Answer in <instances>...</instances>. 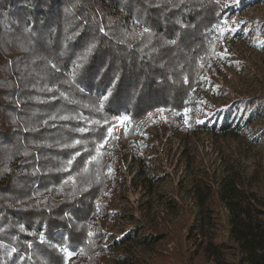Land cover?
<instances>
[{
    "label": "trees",
    "instance_id": "16d2710c",
    "mask_svg": "<svg viewBox=\"0 0 264 264\" xmlns=\"http://www.w3.org/2000/svg\"><path fill=\"white\" fill-rule=\"evenodd\" d=\"M230 8L229 0H0V264H66L67 250L71 264L104 263L98 216L109 213L106 199L133 156L114 139L104 146L109 132L123 115L134 125L161 110L172 114L164 132L208 130L194 120L197 93ZM250 101L263 105L264 92ZM188 108L185 127L177 115ZM260 183L234 164L220 180L208 172L194 180L197 212L177 233L191 260L264 264ZM217 205L228 212L221 241Z\"/></svg>",
    "mask_w": 264,
    "mask_h": 264
},
{
    "label": "rangeland",
    "instance_id": "374dc122",
    "mask_svg": "<svg viewBox=\"0 0 264 264\" xmlns=\"http://www.w3.org/2000/svg\"><path fill=\"white\" fill-rule=\"evenodd\" d=\"M229 2L217 59L197 93L194 120L208 130L188 129L189 136L164 132L159 127L172 114L156 111L134 125L123 115L109 132L104 146L114 139L133 156L121 164L115 198L106 199L109 213L98 216L109 246L103 264H205L189 258L177 235L197 212L192 187L205 172L217 181L229 164L238 165L248 177L260 175L264 193V104L250 101L264 92V0ZM190 113L188 108L177 115L185 127ZM227 122L241 126V133L225 134ZM216 208L221 241L228 236V212ZM66 256V264L76 259L70 250Z\"/></svg>",
    "mask_w": 264,
    "mask_h": 264
},
{
    "label": "snow or ice",
    "instance_id": "6c2138e0",
    "mask_svg": "<svg viewBox=\"0 0 264 264\" xmlns=\"http://www.w3.org/2000/svg\"><path fill=\"white\" fill-rule=\"evenodd\" d=\"M145 31H147V29H145ZM161 111H163V110H161ZM121 119H122V120H128L129 118L125 116V117H122ZM110 131H111V130H110ZM72 254H73V253L68 252V256H69V257H71Z\"/></svg>",
    "mask_w": 264,
    "mask_h": 264
}]
</instances>
